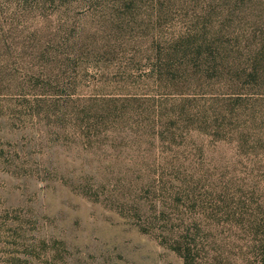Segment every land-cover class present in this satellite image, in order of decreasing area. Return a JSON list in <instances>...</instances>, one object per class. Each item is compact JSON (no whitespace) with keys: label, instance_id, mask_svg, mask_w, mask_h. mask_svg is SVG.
I'll return each instance as SVG.
<instances>
[{"label":"rangeland","instance_id":"rangeland-1","mask_svg":"<svg viewBox=\"0 0 264 264\" xmlns=\"http://www.w3.org/2000/svg\"><path fill=\"white\" fill-rule=\"evenodd\" d=\"M40 1L0 0V264H257L264 0Z\"/></svg>","mask_w":264,"mask_h":264},{"label":"trees","instance_id":"trees-1","mask_svg":"<svg viewBox=\"0 0 264 264\" xmlns=\"http://www.w3.org/2000/svg\"><path fill=\"white\" fill-rule=\"evenodd\" d=\"M25 3H28L29 5H37L39 3H41L42 1L40 2H37V0H24ZM76 1H79V2H92L93 0H76ZM252 37H255L257 43H258V46L257 48L253 51V57L251 59V61L249 62L248 65L250 66H241V65H238V64H235L234 61H232L233 65H231L234 70H238L239 73H243L245 74L247 77H250V81L248 82H255V84H258L260 85L261 82L263 79H264V30L261 29L259 32L257 31H254L253 34H252ZM4 39H6V36H4ZM5 42V40H4ZM217 53H218V56H221L222 58H226V62L224 63L225 65H222V66H219L217 65L218 67H221V68H218V70H226L227 67L229 66H226L227 63L229 62L228 59H229V56L226 55L225 51L219 47L217 49ZM225 55V56H224ZM217 66H215V68H217ZM171 66H170V70H171ZM230 69V67H229ZM239 69H242L241 71H239ZM27 86H31L30 83H28ZM54 99H51V101H53ZM42 103V110L44 109V105L47 104V100L45 98V96H40V97H37L35 99V105H40ZM49 103V102H48ZM145 222V224H150V221H152V219H146V218H142ZM44 242L46 243L47 241L44 240ZM56 242V241H55ZM58 242V241H57ZM175 249H177L179 252H181L184 256H185V259H186V263L187 264H190V258H191V246L190 245H187L185 247L181 246V245H176L175 246ZM46 256H47V251H46ZM53 258L52 256V253H48V256L47 258ZM257 264H264V255L260 256L258 259H257Z\"/></svg>","mask_w":264,"mask_h":264}]
</instances>
